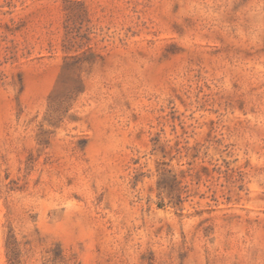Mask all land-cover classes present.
I'll use <instances>...</instances> for the list:
<instances>
[{
  "label": "rangeland",
  "instance_id": "374dc122",
  "mask_svg": "<svg viewBox=\"0 0 264 264\" xmlns=\"http://www.w3.org/2000/svg\"><path fill=\"white\" fill-rule=\"evenodd\" d=\"M0 264H264V0H0Z\"/></svg>",
  "mask_w": 264,
  "mask_h": 264
}]
</instances>
